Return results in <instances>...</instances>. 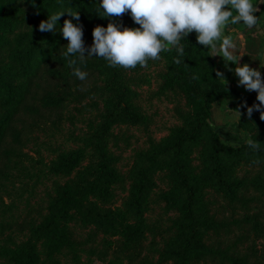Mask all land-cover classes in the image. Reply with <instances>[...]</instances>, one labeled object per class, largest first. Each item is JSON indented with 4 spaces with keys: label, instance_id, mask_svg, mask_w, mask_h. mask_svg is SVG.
<instances>
[{
    "label": "trees",
    "instance_id": "obj_1",
    "mask_svg": "<svg viewBox=\"0 0 264 264\" xmlns=\"http://www.w3.org/2000/svg\"><path fill=\"white\" fill-rule=\"evenodd\" d=\"M99 4L100 0H0V186L13 158L22 156L19 147L30 127L61 124L72 103L90 99L103 108L78 139V147L41 163V176L52 181L46 213L30 226L22 242L1 249L0 258L4 264H63V258L82 264L87 250L74 232L80 226L104 236L117 255L118 262L112 264H264L256 245L264 239L261 217L246 211L254 200L246 195L251 189L261 190L262 176L252 180L239 173L245 167H264V121L258 111L249 119L247 108L241 107L245 102L248 107L258 104L257 93L243 94L218 80L211 53L196 42L195 33L180 42L184 56L178 57L174 49L162 52V59L149 60L144 68H112L96 56L83 63L69 57L77 59L69 67L64 57L68 41L60 29L72 18L67 13L60 17L55 34L40 32L39 24L68 9L79 12L80 20L72 22L83 26L89 48L93 29L106 28L110 22L97 11ZM111 22L139 27L130 13ZM152 65L163 66L157 95L178 104L181 123L162 140L136 152L124 177L110 148L112 131L117 125L148 128L150 119L141 112L133 85L142 82L141 72ZM74 67L87 78L74 76ZM220 99L241 112L237 128L260 143L259 151L247 144L235 148L223 143L212 123L213 104ZM257 160L259 164L253 163ZM158 174L165 176L167 185L159 202L172 215L160 242L147 217ZM127 182L128 197L113 207L116 188ZM214 196L226 203L230 217L214 212ZM150 237L154 240L147 246ZM250 240L253 254L241 249Z\"/></svg>",
    "mask_w": 264,
    "mask_h": 264
},
{
    "label": "rangeland",
    "instance_id": "obj_2",
    "mask_svg": "<svg viewBox=\"0 0 264 264\" xmlns=\"http://www.w3.org/2000/svg\"><path fill=\"white\" fill-rule=\"evenodd\" d=\"M162 69V65H152L141 72V76L144 77L142 82L139 80L137 85H133L139 94L137 102L141 112L150 119L148 128L126 125H117L113 128L110 148L118 158L117 167L124 177L133 165L136 152L146 150L151 141L162 140L169 135L172 128L181 123L176 110L178 104L171 102L166 96L157 95L160 84L158 73ZM102 109V104L96 106L90 99L72 103L66 110L65 119L61 124L49 123L40 128H32V126L26 131L25 143L19 147L22 156L13 158V162L5 172L8 176L2 177L3 186H0V250L14 248L22 242L30 226L38 223L46 213V201L52 181L41 176V163H49L60 151L78 147L80 145L78 139L88 132L90 121L97 119ZM228 110L222 117L224 119L214 116L213 113L212 123L217 126L223 143L229 146V142H234L238 145L235 148H238L246 144V140L251 138V135L237 128L236 119L239 115L231 108ZM239 173L252 180L259 175L262 176L261 190L251 189L246 195L247 199H254L249 202L246 211L259 214L264 227V167H245ZM155 182L153 202L147 217L151 225L156 227V237L160 242V237L166 234L169 218L172 215L159 202V195L167 189L165 176L156 175ZM129 187L130 183L127 182L125 187L116 188L113 207L122 205L129 195ZM211 199L214 201L213 210L218 216H231L232 212L226 210V203L220 197L214 196ZM74 232L75 236L84 242L87 250L83 255L82 264L118 262L116 253L111 250L103 235L93 229H83L80 226H75ZM153 240L154 238L150 237L147 246ZM256 245L260 253L264 254V239L258 240ZM241 249L245 253L253 254V241L246 242ZM0 264H4L2 258H0ZM63 264H69L68 259L63 258ZM125 264L129 262L125 261Z\"/></svg>",
    "mask_w": 264,
    "mask_h": 264
},
{
    "label": "clouds",
    "instance_id": "obj_3",
    "mask_svg": "<svg viewBox=\"0 0 264 264\" xmlns=\"http://www.w3.org/2000/svg\"><path fill=\"white\" fill-rule=\"evenodd\" d=\"M97 11H102L110 22L106 28L96 26L93 29V43L89 48L84 44L83 26L72 22V19L79 21L80 14L71 9L48 16L46 21L40 22L39 31L55 34L57 21L67 13L72 19H65L60 29L63 38L68 41L64 52L66 59L77 57L83 63L87 57L96 56L107 61L109 67L125 70L135 69L138 65L147 67L149 60H160L162 52L173 49L178 57L184 56V46L180 42L195 32L196 42L208 49L212 57H222L227 71H234L238 86L257 93L258 104L248 107L245 102L241 107L247 108L249 119L253 111H258L264 121V78L259 70L248 64L240 66L239 61L247 48L246 35L229 27L230 24H238L246 31L264 33V19L255 15L260 8L254 5L253 0H100ZM129 13L139 27L128 28L111 22ZM226 28L235 34V39L232 35H225ZM174 62L180 64L181 60L174 58ZM76 64L77 59H68L69 67ZM229 64L237 66L232 69ZM260 67L264 68V64L260 63ZM73 75L83 81L88 74L74 67ZM216 76L227 85L224 72L216 71ZM235 112L241 115L239 110ZM246 144L256 151L260 150L257 140L249 138ZM229 146L238 145L229 142ZM253 163L259 164L260 161Z\"/></svg>",
    "mask_w": 264,
    "mask_h": 264
},
{
    "label": "crops",
    "instance_id": "obj_4",
    "mask_svg": "<svg viewBox=\"0 0 264 264\" xmlns=\"http://www.w3.org/2000/svg\"><path fill=\"white\" fill-rule=\"evenodd\" d=\"M254 5L258 6L260 8V12L255 13L258 17L261 16L262 19H264V0H253ZM236 13L234 12L233 15ZM242 23V22H241ZM230 28H234L239 32H245L246 39H247V48L244 49V56L239 61L240 66L243 64H248L251 68L257 69L261 72V75H264V68L260 67V63L264 64V33L256 32L255 30L246 31L242 25H229ZM257 31H259V27L257 26ZM228 29L225 30V35L227 33ZM195 33V32H193ZM191 33V34H193ZM189 34V36L191 35ZM230 35L233 36L235 39V34L233 32H230ZM215 69L216 71L224 72L225 79L227 80V84L233 85L235 88H237L240 92L243 94H252L255 91H246L243 86H238V77L235 76L234 71L229 72L224 67V61L222 57H212ZM237 65L235 64H229V67L234 69ZM232 108V105L225 99H220L217 102L213 104V113L214 116L220 117V119H224V115L229 111L228 109ZM234 113H236L233 110ZM238 115V113H236ZM240 119V116L237 117L236 124L238 120Z\"/></svg>",
    "mask_w": 264,
    "mask_h": 264
}]
</instances>
